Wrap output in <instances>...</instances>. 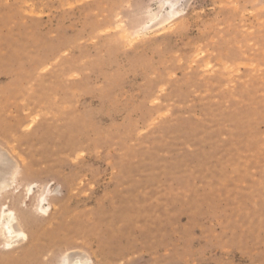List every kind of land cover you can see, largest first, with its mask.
<instances>
[{"label":"rangeland","instance_id":"1","mask_svg":"<svg viewBox=\"0 0 264 264\" xmlns=\"http://www.w3.org/2000/svg\"><path fill=\"white\" fill-rule=\"evenodd\" d=\"M163 1L0 0V264H264V0Z\"/></svg>","mask_w":264,"mask_h":264},{"label":"bare ground","instance_id":"2","mask_svg":"<svg viewBox=\"0 0 264 264\" xmlns=\"http://www.w3.org/2000/svg\"><path fill=\"white\" fill-rule=\"evenodd\" d=\"M181 1L182 0H164L161 3L159 13L154 15V19H156L164 11L162 20L160 22H158V24H156L154 27L171 25L175 21L176 17L182 11L181 7H180ZM4 162H5V157H4V155H2L0 153V195H2V193L7 191L6 189L8 187H10L11 184L16 182L15 179L17 178L16 177L18 174L17 172H19L18 171L19 169L17 170L12 164H10L9 167H6ZM46 190L47 189L45 188L43 191H39V193L36 192L38 194L35 193L36 194L35 195L32 192V185L28 184L26 186V188H25L26 195H24V196L27 198V196L29 195L30 201H31L30 208H28V209H30L32 211H36V213L41 212L44 215H46V214L48 215V212H49L48 209H49V207H51V201L50 200L52 197H50L46 194ZM23 193H24V191H23ZM20 197H21V195H20ZM16 198H14V199H16ZM23 198L24 197H21L19 199L14 200L15 203L13 202V204H14L13 206H8L6 204H0L1 205V207H0V237L2 238V241H3L2 246L6 250L11 251L12 253H14L13 251L16 250V247L19 244H22L23 242L28 241V239L30 237V236H28V233L25 231V229H23V227H22L25 225H22L21 220H19L20 218L18 217L17 213H20V211L19 212L16 211L17 208L19 210L21 205L24 204ZM26 206H28V205H26ZM24 214H25V212H24ZM24 214H23V216H24ZM22 219H24V218L22 217ZM23 222H24V220H23ZM29 223L31 224L30 220H29ZM60 264H93V261L91 260V258L85 257V256L73 255L72 257H70L68 255H64L62 257V261Z\"/></svg>","mask_w":264,"mask_h":264}]
</instances>
